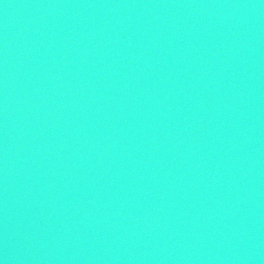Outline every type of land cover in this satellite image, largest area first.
<instances>
[{
    "label": "water",
    "instance_id": "95a60500",
    "mask_svg": "<svg viewBox=\"0 0 264 264\" xmlns=\"http://www.w3.org/2000/svg\"><path fill=\"white\" fill-rule=\"evenodd\" d=\"M0 264H264V0H0Z\"/></svg>",
    "mask_w": 264,
    "mask_h": 264
}]
</instances>
